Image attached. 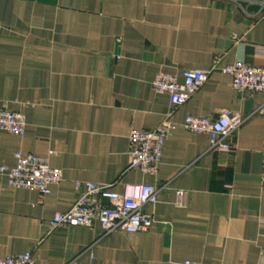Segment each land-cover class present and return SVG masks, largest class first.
I'll return each mask as SVG.
<instances>
[{
    "label": "crops",
    "instance_id": "crops-1",
    "mask_svg": "<svg viewBox=\"0 0 264 264\" xmlns=\"http://www.w3.org/2000/svg\"><path fill=\"white\" fill-rule=\"evenodd\" d=\"M238 38V40L235 39ZM264 66V0H0V109L26 116L25 136L0 131V167L34 155L63 171L42 196L0 175V258L36 264H264V93H238L223 69ZM209 80L174 109L158 74ZM245 120L231 151L184 128L188 116ZM170 115L156 176L131 170V130ZM76 182L166 187L147 206L155 225L102 237L100 226L50 230L76 205ZM185 193L183 205L177 193Z\"/></svg>",
    "mask_w": 264,
    "mask_h": 264
},
{
    "label": "built area",
    "instance_id": "built-area-1",
    "mask_svg": "<svg viewBox=\"0 0 264 264\" xmlns=\"http://www.w3.org/2000/svg\"><path fill=\"white\" fill-rule=\"evenodd\" d=\"M238 40L237 37H235ZM211 70H187L183 81L176 76L161 73L152 82L157 94L169 96L174 109L184 106L209 80ZM232 79V88L238 93H264V66L252 67L238 62L223 69ZM264 115V106L258 110ZM245 120L229 110L223 111L217 120L188 116L184 128L193 134H204L210 139L211 151H231L229 139L244 124ZM27 129L26 116L0 109V131L23 137ZM175 130L170 115L152 131L131 130L129 135L131 170L144 175L156 176L163 163L167 139ZM17 164L13 168L0 167V175L5 176L8 186L16 190H32L42 196L51 194L54 186L64 181L63 171L53 168L50 163L34 155L15 156ZM264 160V151H263ZM79 199L73 208L55 214L50 222V230L67 227L92 229L96 225L102 230V237L115 233L138 234L148 232L155 221L145 212L147 206L158 203L160 192L166 187L150 185H127L122 193H115L110 186L88 182H76ZM178 204L183 205L185 193L178 192ZM0 264H36L33 253L0 258ZM67 264H78L73 260ZM186 264H193L187 262Z\"/></svg>",
    "mask_w": 264,
    "mask_h": 264
}]
</instances>
